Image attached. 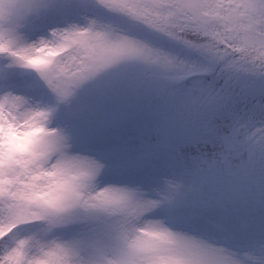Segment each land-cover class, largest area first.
<instances>
[{"label":"snow or ice","instance_id":"6c2138e0","mask_svg":"<svg viewBox=\"0 0 264 264\" xmlns=\"http://www.w3.org/2000/svg\"><path fill=\"white\" fill-rule=\"evenodd\" d=\"M189 78L215 151L150 196L101 137ZM0 264H264V0H54L0 43Z\"/></svg>","mask_w":264,"mask_h":264},{"label":"rangeland","instance_id":"374dc122","mask_svg":"<svg viewBox=\"0 0 264 264\" xmlns=\"http://www.w3.org/2000/svg\"><path fill=\"white\" fill-rule=\"evenodd\" d=\"M181 56L184 58L183 54ZM175 82L178 81H170V84L176 85ZM188 83L174 101L153 96L140 100L132 96L121 97L117 106L125 108L130 114L129 118L120 127L101 137V146L109 153V164L135 159L146 148L152 149L150 158L124 172V179L128 183L140 187L150 196L155 195L154 190L164 186L165 178L175 177L186 183L191 182L198 158L205 153L210 156L215 151L211 144L195 139L199 120L195 111L190 112V108L194 110V107L181 108V98L189 94L193 80ZM170 119L174 121V127L169 129ZM215 123L222 126L224 121L218 118ZM113 146H123L125 151L113 156Z\"/></svg>","mask_w":264,"mask_h":264},{"label":"clouds","instance_id":"9594fccd","mask_svg":"<svg viewBox=\"0 0 264 264\" xmlns=\"http://www.w3.org/2000/svg\"><path fill=\"white\" fill-rule=\"evenodd\" d=\"M54 0H0V43H8L51 8Z\"/></svg>","mask_w":264,"mask_h":264}]
</instances>
